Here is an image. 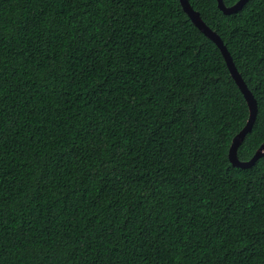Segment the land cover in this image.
Segmentation results:
<instances>
[{
	"label": "trees",
	"instance_id": "obj_1",
	"mask_svg": "<svg viewBox=\"0 0 264 264\" xmlns=\"http://www.w3.org/2000/svg\"><path fill=\"white\" fill-rule=\"evenodd\" d=\"M190 3L258 102L249 160L264 0ZM249 115L180 0H0V264H264Z\"/></svg>",
	"mask_w": 264,
	"mask_h": 264
},
{
	"label": "water",
	"instance_id": "obj_2",
	"mask_svg": "<svg viewBox=\"0 0 264 264\" xmlns=\"http://www.w3.org/2000/svg\"><path fill=\"white\" fill-rule=\"evenodd\" d=\"M217 1L219 8L225 14H232L242 9L243 6L249 0H238L237 3H235L232 6H227L224 0H217ZM180 2L184 11L191 18L195 26L219 47L225 58L231 76L235 80L236 84L240 88L241 92L243 93L248 103L249 111H250L249 119L245 124V126L241 129V131L233 138L229 150V159L230 162L236 167H241V168L251 167L256 163V161L259 158L264 156V142L257 149L254 156L249 160H241L238 155V149L241 143L243 142V140L245 139V137L247 136V134L251 132L255 124L258 115V102L253 92L249 89L241 73L239 72L230 51L228 50L227 46L224 44V41L222 40L220 35L206 24V22L202 19L200 12L194 9V7L191 5L190 0H180Z\"/></svg>",
	"mask_w": 264,
	"mask_h": 264
}]
</instances>
